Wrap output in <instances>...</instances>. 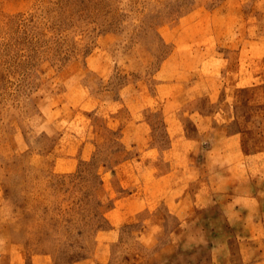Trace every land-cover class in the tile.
<instances>
[{"label":"rangeland","instance_id":"rangeland-1","mask_svg":"<svg viewBox=\"0 0 264 264\" xmlns=\"http://www.w3.org/2000/svg\"><path fill=\"white\" fill-rule=\"evenodd\" d=\"M259 28L264 0H0V264H205L175 208L212 136L264 128Z\"/></svg>","mask_w":264,"mask_h":264},{"label":"crops","instance_id":"crops-1","mask_svg":"<svg viewBox=\"0 0 264 264\" xmlns=\"http://www.w3.org/2000/svg\"><path fill=\"white\" fill-rule=\"evenodd\" d=\"M261 28L257 30V81L252 83L257 85V106L264 99L259 92L264 84ZM246 48L243 44L240 50ZM232 82L249 91L256 89L240 80ZM252 131L245 126L237 133L227 130L212 136L202 166L206 169L195 176L189 207L183 210L186 201L177 202L176 211H186L179 215L181 225L188 223L198 245H209L205 264H264V128L257 125ZM255 133L257 145L246 137Z\"/></svg>","mask_w":264,"mask_h":264}]
</instances>
